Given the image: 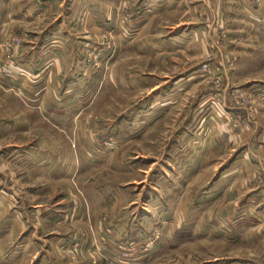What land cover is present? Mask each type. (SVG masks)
<instances>
[{
  "label": "rangeland",
  "instance_id": "374dc122",
  "mask_svg": "<svg viewBox=\"0 0 264 264\" xmlns=\"http://www.w3.org/2000/svg\"><path fill=\"white\" fill-rule=\"evenodd\" d=\"M26 1L31 14L0 27V236L9 253L29 249L19 237L33 230L31 213L52 206L58 213L40 217L35 237L63 236L55 242L69 250L57 254L74 264H264V48L237 29L228 1L180 0L179 9L164 0L157 19L149 4L122 0L95 36L94 0ZM162 23L165 35L181 32L182 50L157 57L158 46L172 49L155 38ZM67 31L88 37L76 38V67L55 89L53 67L43 69L40 53L30 63L29 50ZM176 77L181 86L167 89ZM70 81L79 84L65 89ZM130 214L133 231L115 224ZM17 218L21 234L9 231ZM85 237L96 259L77 261Z\"/></svg>",
  "mask_w": 264,
  "mask_h": 264
},
{
  "label": "crops",
  "instance_id": "0c3cea01",
  "mask_svg": "<svg viewBox=\"0 0 264 264\" xmlns=\"http://www.w3.org/2000/svg\"><path fill=\"white\" fill-rule=\"evenodd\" d=\"M29 1V0H28ZM69 2H71L72 0H68ZM122 0H94L92 5L94 12V18L91 21L92 27L90 29V33L92 36H95L96 34H98L97 29H96V23H100L102 24L100 21L105 22L108 17L110 16H114L115 13V9L117 8V4L120 3ZM164 0H152V2H149V0H139L140 5H144L148 7L147 5L149 4V8L153 9L156 12V16L157 19H161V17L165 14V12L163 11V8H165L167 5H164L165 3H163ZM171 1L173 3H171ZM228 4H230V8L231 10L229 11L231 14L237 15V20L236 23L234 25H236L237 29L242 30V33H244V31L246 29L251 30L250 33H252V39L254 38V40H257L258 44L261 45L262 48H264V4H258L256 5L254 3V0H227ZM250 1H252V3H250ZM26 0H0V27L5 25L8 26H18L20 25V13H22L23 10L27 11L28 13L32 11V8L34 6V3L32 2H28V4L26 3ZM169 4H175L177 5V8H181L180 7V0H169ZM82 3H84V0H82ZM79 3L77 4L76 7L74 8H70L69 10H67V12L70 14H74L76 12V9L78 8ZM43 8V7H42ZM175 8V6L173 7ZM73 9V10H72ZM178 9V10H179ZM235 10V12L233 13V11ZM113 11V13H111ZM97 12V13H96ZM29 14V15H30ZM97 14V15H96ZM230 15V14H228ZM143 18V17H142ZM231 20V19H230ZM98 21V22H97ZM141 26L143 27L145 21H143V19L141 20ZM65 23V20H63L59 25L63 26ZM99 24V25H100ZM98 25V26H99ZM165 28V24H159V28L157 29V31L154 33L156 35V39L161 38V42L163 41V43L165 41H167L168 43L172 44V49L171 50H167L165 48H160L158 46V48L154 51L155 53H157V57L163 56V54L165 55L168 52H178L179 50H182V46L180 44V41L182 40V35L181 32L180 33H175L173 32L172 34H168L165 35L163 34V29ZM140 30L141 27H140ZM241 34V33H240ZM80 35V34H79ZM89 35V36H91ZM154 35V36H155ZM2 36V35H0ZM82 36V37H81ZM73 35L72 33L69 34V31H67L66 34H62L61 35H52L50 33H46L45 34V39L39 44L40 48H42L44 45L46 46L47 44H49V48H47V51H43V55L40 52V48H38V50H35L36 45H32L30 47L29 53L30 56L29 61L30 63H37V54L40 53V55L43 57L42 58V64L44 65L43 69H51V67H53V70L55 75H56V80H55V89L56 87L58 88L61 84V82H64V79L67 77L68 73L70 71H72L74 68L76 67V63L78 61V57L80 55L79 52V45L77 43H79V41L81 42V40H77L76 38H82V39H86L85 36L88 37V35ZM141 36V42L142 43H147L144 45V47L141 45L140 46V52L144 55L145 53L147 54L148 51L150 49H148V44H149V37L146 38L145 36ZM167 36V39H166ZM250 36V35H249ZM254 36V37H253ZM133 38V37H132ZM140 38V37H139ZM191 38V36L189 37ZM195 39V38H194ZM194 39H187L185 38L184 40L187 41H193ZM83 40V41H84ZM73 42V44H70V42ZM135 39L130 40V42H128L131 46L130 48L132 49V43L135 42ZM137 42V41H136ZM158 42V40H157ZM31 43H34L31 41ZM74 43L77 44V46L74 45ZM139 46V45H138ZM163 46V45H162ZM152 50V49H151ZM150 52V51H149ZM145 54V55H146ZM148 55V54H147ZM167 55V54H166ZM70 56L72 57V64H68L66 65V58ZM27 58V59H28ZM77 59V60H76ZM66 65V66H65ZM70 65V66H69ZM64 69V71H62ZM184 75H188L184 78L191 80L190 78H192V74L187 73ZM64 76V77H63ZM182 79V78H181ZM179 78H174L173 81H171L169 87L167 89H174L176 88V85L181 86L179 84L180 81ZM79 82H74V81H70L67 82V87L65 89H70L71 87H73L74 85H78ZM48 87V89H53L54 86H50L49 84H46V88ZM166 89L165 85H162L160 87L157 88V94L160 93V91ZM165 97V95H164ZM163 97V98H164ZM191 135H193L191 133ZM32 149H34V152L40 150L39 147H33ZM30 153V151H29ZM37 153V152H36ZM34 165L38 166V163H34ZM41 169L46 170L47 169V163L45 162H41L40 165L38 166ZM37 177H44L47 179V177H45L43 175V173H40ZM96 190H92L89 194H87L89 196V198H91V202H92V210L94 212V214H96V198L94 200V197H96V195L94 194ZM181 197V196H179ZM254 201H258L260 202L262 200V198L260 197V195L257 193L256 196L254 195L253 197ZM111 204V203H110ZM110 206V205H109ZM132 206V205H130ZM115 207V204H113L110 208L113 209ZM52 210V214H47L48 210ZM180 212L179 211V215L180 216ZM58 213V212H55ZM55 213H54V208L52 206H38L36 208H34V212L31 213L30 215V219L32 222L33 226V230H31V232H25L24 234L27 236H20L19 237V244L21 246V242H23L25 239L29 240L30 242V246L28 250L22 251L21 252V247L19 249L20 252L18 253H14L13 255H11L9 253V247L8 245H5V241L3 239V236H0V264H26L27 260H28V264H74V262L70 261L69 259H66V257H59V255L57 254V252L59 253H63L64 251L67 252L68 249V243L64 244V242H55V240H59L60 239H64V237L62 236H55V237H49L48 242L44 243L41 239H38V237H35V233L34 231H38L39 233V227H40V217L41 216H45L47 215L49 217V221L53 222L54 217H55ZM191 212H189L188 210V214H190ZM133 214V212L131 213ZM131 214L125 217H118L119 219L117 221H114L115 224L120 223L121 224V220H123V225L128 226L129 222L130 225L133 227L132 225V219H131ZM185 216L187 215V212L184 213ZM224 216L225 214L222 213ZM6 217H8L4 211V208L0 206V229H4L7 225L4 223ZM10 218V217H9ZM15 220V217H12ZM173 218L176 220V212L173 213ZM19 218H17V222L18 225L15 224V221H13V225L12 229H9V231L13 230L16 231L17 233H22L23 227H24V221H22V219H20L21 221H18ZM111 221V220H110ZM92 222H93V228L94 231H92V234H96V231L98 230L101 231L102 228H100V226L102 227V225L98 222H96V215L92 217ZM91 222V223H92ZM3 223V224H1ZM87 222H84L82 224L83 228L85 229L87 225ZM104 225V224H103ZM23 226V227H22ZM107 226V225H105ZM135 226V225H134ZM138 229H142L140 226V224L138 225ZM104 229V228H103ZM106 229V228H105ZM134 227L131 229L133 231ZM90 231L88 230L89 234ZM86 232V231H85ZM52 234V233H51ZM91 235V234H90ZM40 238V237H39ZM34 242V243H32ZM42 243L44 244V247H42ZM23 244V243H22ZM32 246V248H31ZM79 246V245H78ZM8 247V248H7ZM80 248H78L77 250L80 253V258L77 259L80 260L82 259L83 261L89 257L85 258V255H90L92 256L94 259H96V241L93 238L90 237H85V240H83L79 246ZM88 252L87 253H84ZM91 257V258H92ZM114 260V259H113ZM76 262V261H75ZM90 262V261H89ZM112 262V260H111ZM75 264H79V263H75Z\"/></svg>",
  "mask_w": 264,
  "mask_h": 264
}]
</instances>
